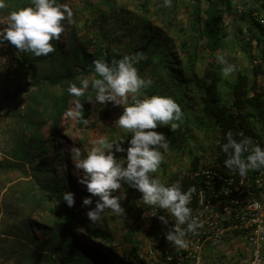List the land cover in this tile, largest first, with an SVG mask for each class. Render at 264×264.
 <instances>
[{"label": "trees", "instance_id": "trees-1", "mask_svg": "<svg viewBox=\"0 0 264 264\" xmlns=\"http://www.w3.org/2000/svg\"><path fill=\"white\" fill-rule=\"evenodd\" d=\"M65 1L58 0V3L64 2L71 8V22L67 19L62 22L66 31L58 40L52 41L54 52L36 57L17 50L10 42L4 43L12 52L16 71H23L25 75L22 86L5 95L11 102L24 101V107L6 116V126L16 127L17 139L9 132L7 142L13 145L7 154L13 160L0 159V231L9 236V239H0V264H130L111 260L101 251L80 244L71 236L69 230L79 227L109 249L115 245L113 235L102 225L88 221L77 210L76 203L68 207L62 200L63 193L69 191L67 174L60 165L63 176H57L54 161L49 157L50 146L45 144L41 133L42 127L49 123L51 136L56 140L60 136L58 124L69 106L78 99L83 104V116L91 127L92 146L102 138L111 142L125 137L121 146L128 147L131 133L114 124L123 111V105L121 108L110 103L101 105L95 101L94 93L92 101L88 102L90 85L79 98L67 92L70 82L79 86V80L85 76L90 82L95 78L91 71L93 60L103 59L111 63L127 54L110 44L102 45L96 34L78 39L79 30L84 27V32H87L88 25L96 20L101 9L124 17L123 23L126 24L132 20L136 25L135 20L139 18L143 23L147 18L156 20V25L148 21L146 26H137L142 39L140 48L151 56L145 55L146 58L135 67L142 70L151 63L158 65L152 70L156 79L150 87L141 89L137 98L170 96L184 113L182 120L176 122L178 126L175 129L165 125L154 130L163 132L169 141V151L153 173L162 183H179L183 191L190 187L197 191L199 182L187 172L198 167V150L191 146V141L195 118L202 113L209 114L219 128L215 152L217 163L225 170H229L224 165L227 156L221 145L226 142L228 131H232L237 140L241 139L237 135L239 132L251 139L261 140L264 136V88L255 91L256 77L264 74V67L260 66H264V0H172L171 7L166 9L168 12L158 10L163 0H123L122 4L130 9L120 8L121 12L112 0ZM5 3L7 11H11L30 6L31 0H5ZM179 7H184L183 14L189 19L186 23L188 28L182 22L177 28L176 19L170 16ZM230 36H234L232 45H228ZM252 43L260 64L252 66L251 53H245L247 66L235 67L234 73L228 78L223 77L220 71L223 65L217 56L225 54V59L232 63L236 58L228 56L234 54L235 46ZM201 45L211 60L199 71L197 60ZM194 101L197 105L193 104ZM128 103H132L131 95ZM260 116L259 123L257 118ZM88 125L78 122L79 142L84 144L85 154L90 134ZM55 148L60 161V144ZM112 151L116 159L126 158L125 152H115V145ZM170 157L172 162H169ZM194 192L189 207L193 205ZM135 206L136 201L127 203L125 213ZM142 210L138 208V211ZM163 210L158 209L157 214ZM36 212H40L41 218L34 222L31 217ZM157 218L155 216V220ZM155 226L158 238L167 243L163 230ZM34 227H44L42 231L50 232V239L37 240L31 231ZM135 233V229H127L122 241L130 247L132 264H148L138 259L140 243L135 239Z\"/></svg>", "mask_w": 264, "mask_h": 264}, {"label": "clouds", "instance_id": "clouds-1", "mask_svg": "<svg viewBox=\"0 0 264 264\" xmlns=\"http://www.w3.org/2000/svg\"><path fill=\"white\" fill-rule=\"evenodd\" d=\"M171 3L172 0H163L161 6L171 7ZM5 7V0H0V9ZM71 17V8L67 4L58 3V0H31L30 6L18 7L8 12L4 27H0V46L7 41L17 50L31 53L36 57L47 56L55 51L52 41L58 40L64 31L62 22L66 19L71 22ZM145 58L144 53L136 52L126 54L119 60L113 59L111 63L95 59L91 68L95 78H92L91 82L85 76L79 80V86L76 83H69L67 92L75 98L83 96L90 85L88 102L92 101L94 93L95 101L101 105L107 103L123 105V111L114 124L131 133L127 148L121 146L125 137L111 142L102 138L95 141V146L86 154L76 146H72L69 152L78 183L84 185L87 193L91 194L82 199V205L87 208L88 221L98 222L106 209L111 210L114 215H124L125 208L122 207L121 201L126 199V192L122 185L126 184L142 194L140 200L150 206L149 216H157L165 225L169 224V220L165 215H158L157 209L167 210L174 217L175 223L166 232L165 239L177 246L175 253L179 248L188 246L185 239L187 233H195L203 226V221L194 216L192 210L196 206V193L200 183L196 192L194 187L183 191L179 183L166 185L152 175L169 151L166 135L154 130L165 125L175 129L178 126L176 122L182 120L184 113L170 96L152 95L137 98L141 89H146L153 83L150 77L144 78L139 75L135 67ZM217 60L223 65L220 69L223 77L228 78L235 72V65L225 59V54L218 55ZM129 95L132 103H128ZM67 115L85 126L89 123L83 116V104L78 99ZM237 135L241 137L240 140L234 138L232 131H228L226 142L221 145L227 156L224 165L231 171L223 169L217 163L216 154L214 161L201 165L187 174L198 181L200 177H194V174L212 166L219 173L245 176L247 184L253 187L252 180L256 172L264 170V136L259 140L246 137L243 132ZM114 145L115 152H125L126 158H115L112 151ZM117 190L119 194H116ZM261 190L264 191V188ZM193 192V205L189 207ZM94 197L97 198L95 201ZM62 200L68 207H72L75 203L74 193L65 191ZM83 245L93 248L88 244ZM227 246L237 252L230 256L220 253L221 249ZM244 254L243 239L239 235H232L220 244H206L200 252V264H234Z\"/></svg>", "mask_w": 264, "mask_h": 264}, {"label": "rangeland", "instance_id": "rangeland-1", "mask_svg": "<svg viewBox=\"0 0 264 264\" xmlns=\"http://www.w3.org/2000/svg\"><path fill=\"white\" fill-rule=\"evenodd\" d=\"M68 1V0H66ZM65 1V2H66ZM115 1V7L116 9L120 11V8L123 10L130 9L128 6H124L123 0H112ZM117 2V3H116ZM62 4H65L64 2ZM7 5V4H6ZM164 9V10H163ZM167 7H160L158 10L161 12L166 11ZM184 7H179V10L175 13H171L170 16H173L176 22L177 28L180 27V24L182 22V25L184 27H187V21L189 20L187 16L183 14ZM9 11H7L6 7L3 9H0V27H4V23H6L7 14ZM168 12V11H166ZM140 17V16H138ZM156 25V20L154 18H147V20L143 23L142 19L139 18V20H135L136 25L132 23V20H129V22H124V17H117V14L112 13L110 11L106 10H100L99 14L97 15L96 20L91 23L89 28H87V32H84L85 29H80L78 32V39H86L87 37L94 36L96 34V38L100 40V43L102 45L110 44L112 46H115L118 51L122 53L127 54H133L138 52V50H142L140 48L142 39L140 36V33L137 29V26H146L149 22ZM187 23V24H186ZM65 30V28H64ZM66 31V30H65ZM90 31V32H89ZM189 32V31H188ZM234 36L228 37V41L230 44L233 43ZM200 45V44H199ZM89 50L92 51L91 48ZM234 54H229V58H233V56L239 61L235 59L232 61V64L235 65V67H240L241 65L247 66L248 61L246 59L245 53H251L252 56V66H257L259 61L256 54V48L254 47V43L252 45H243L241 47L235 46L234 48ZM144 55H148V57L151 56V54H147L144 50H142ZM154 60V58H153ZM211 58L206 55L205 48L201 45L198 50V60H197V67L199 68V71H201L202 67L205 68L208 61H210ZM156 61V60H154ZM260 64V63H259ZM136 66V65H135ZM157 64L151 63L149 66L145 67L142 70H138V74L141 75L144 78H151L152 81L156 79V75L152 70L154 68H157ZM260 66L263 68L262 64ZM15 64L12 58V52L10 48L6 45L0 46V159H10L13 160L11 156L7 154L10 148H12V143H8V134L9 132L13 134L14 139H17L16 127L12 126H6L7 118L6 116L11 113V111L16 110L17 108L20 110H23L24 107V101L20 102H11L9 98H7L5 95H10L13 92H15V89H18L17 87L22 86V79L25 75L23 71H16ZM264 69V68H263ZM234 76V74H233ZM256 90L259 92L261 88H264V74L256 77ZM6 93V94H5ZM251 94L250 96H252ZM227 101V100H226ZM75 104V103H74ZM113 104V103H110ZM194 105H197V102H193ZM114 105V104H113ZM74 105H70L68 108V111H70L73 108ZM121 108L122 105H116ZM261 116L257 118V121L260 123ZM89 126V125H88ZM100 126V125H99ZM100 129L99 127H97ZM14 131V132H13ZM58 131H59V137L54 140L52 138L51 130L49 123H47L45 126L42 127L41 133L43 134V139L45 140V144L49 145V157L54 161V168L57 171V176L61 177L63 176V173H60V165L62 166L63 171H66L67 174V187L69 191L74 193V200L77 206V210L87 218L86 211L87 208L82 205V199L84 197L90 196L91 194L87 193L85 190V186L78 183L77 179V173L74 169L73 162L70 158V152L69 149L72 146H76L82 149L83 151V145L79 142L81 139L80 137V127L78 126L77 120L73 119L72 117L68 116L67 113L62 117V120L58 124ZM88 131L90 132L87 143L88 145L85 146L87 149L86 151L90 150L92 146V139L93 134L91 133V127H88ZM192 135L193 139L191 141V146L193 148H196L198 150V167L201 165H206L211 163L215 160V146L218 143L219 140V128L216 125L215 121L209 114H204L198 116L195 118V124L192 129ZM92 142V143H91ZM60 144V154H61V160L59 161L58 154L56 152L55 145ZM173 159L170 157L169 162H172ZM173 168V167H172ZM187 170V166L185 167V171ZM82 172V170H81ZM154 177L155 175L152 174ZM157 178V177H156ZM124 191L126 192V199L121 201L122 207H126L127 203H132V201H136L135 208L131 209L129 213H125L124 215H114L112 214L111 210H105L102 214L101 220L98 222H95L96 225H102L103 228H105L107 231H109L114 239H115V245L113 249H109L106 246L100 244L97 240H92L87 236V234L81 230L79 227H76L75 229H70L69 232L71 236L76 239L80 244H88L90 246H93V248L98 249L99 251L103 252L109 259L122 262L127 261L130 264L133 262L132 254L130 251L129 245H126L122 241L123 234L127 231L129 228H133L136 230L135 233V239H137V242L140 243V252L138 255V259H143L145 263L152 264V263H160L165 264V256L173 255L175 249L177 246H174L170 244V242L164 243L162 242L158 237L156 233V226L160 227L163 230V236L165 238L166 232L174 225L175 219L171 216L170 213H168L167 210H163L160 215H165L168 220L169 224L165 225L162 221H160L158 218L155 220V216H149L150 212V206L144 204L141 200V193L134 189L129 187L128 185L124 184L122 185ZM119 194V190H117V193ZM94 201L97 198H93ZM94 206V204H93ZM134 207V206H133ZM138 208L143 209L142 211H138ZM158 212V209H157ZM32 221L36 222L40 220L41 214L40 212H36L31 217ZM42 228L34 227L31 229L33 235H35L37 240H49L51 233L48 231H45L43 233ZM8 238L5 233L0 231V239ZM151 251V253H149Z\"/></svg>", "mask_w": 264, "mask_h": 264}, {"label": "built area", "instance_id": "built-area-1", "mask_svg": "<svg viewBox=\"0 0 264 264\" xmlns=\"http://www.w3.org/2000/svg\"><path fill=\"white\" fill-rule=\"evenodd\" d=\"M200 186L193 215L203 221L195 233H187L186 248L166 257L167 264H200L206 244H220L232 235L243 239L245 254L234 264L264 261V170L256 172L254 186L245 176L219 173L212 166L196 172ZM258 202V204H257ZM184 227V226H182ZM183 251L185 253H183Z\"/></svg>", "mask_w": 264, "mask_h": 264}, {"label": "crops", "instance_id": "crops-1", "mask_svg": "<svg viewBox=\"0 0 264 264\" xmlns=\"http://www.w3.org/2000/svg\"><path fill=\"white\" fill-rule=\"evenodd\" d=\"M237 252V250H235V249H230L228 246L227 247H223V249H221V251H220V253H222V254H228L229 256L230 255H233V253L234 252Z\"/></svg>", "mask_w": 264, "mask_h": 264}]
</instances>
